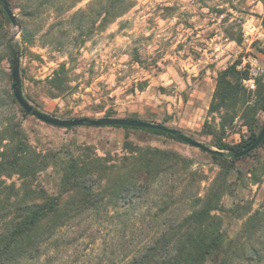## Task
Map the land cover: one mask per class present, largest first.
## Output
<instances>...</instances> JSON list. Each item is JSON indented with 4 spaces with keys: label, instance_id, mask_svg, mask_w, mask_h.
<instances>
[{
    "label": "rangeland",
    "instance_id": "rangeland-1",
    "mask_svg": "<svg viewBox=\"0 0 264 264\" xmlns=\"http://www.w3.org/2000/svg\"><path fill=\"white\" fill-rule=\"evenodd\" d=\"M127 1L124 13L110 23L105 22L103 12L93 18L104 0H79L67 11L59 5L36 17L26 12L33 0L7 1L17 25L5 23V42L19 53L20 81L29 102L59 118H96L113 111L118 117L159 122L215 150L218 143L234 145L246 139L249 129L239 116L222 127V113L209 112V104L218 72L236 60L243 65L256 60L254 77H261L264 83V40L260 36L264 0ZM86 8L87 20L93 25H77L79 17L69 18L75 10ZM20 24L28 31L24 37ZM10 58L0 44V88L11 91ZM63 62L69 88L50 97V80ZM246 90L253 102L256 88ZM8 111L6 106L0 107V123ZM254 117L258 133L264 112L257 109ZM21 126L36 151L57 153V161L50 162L36 179L51 194L57 189L59 167L69 156L86 152V147L98 156L121 154L125 134L136 146L172 150L188 159V169L166 181L182 194L173 197V203L162 198L166 205L156 199L150 209L140 206L129 216L137 223L156 217L179 218L189 210L185 197L203 193L214 178H221L219 162L207 152L144 130L60 128L31 115L22 118ZM263 162L264 146L234 161L225 179L220 207L214 214L228 237H234L247 217L264 205ZM107 219L111 218L103 212L79 216L73 229L64 232L63 240L70 245L67 250L61 247L60 262L110 264L108 255L113 252L112 264H119L123 241H138L140 233L124 239ZM93 220L100 224H90L88 230ZM142 233L151 232L145 228ZM129 249L133 251V245Z\"/></svg>",
    "mask_w": 264,
    "mask_h": 264
},
{
    "label": "trees",
    "instance_id": "trees-1",
    "mask_svg": "<svg viewBox=\"0 0 264 264\" xmlns=\"http://www.w3.org/2000/svg\"><path fill=\"white\" fill-rule=\"evenodd\" d=\"M33 1L34 5H28L26 12L36 17L59 5L62 11H67L79 0ZM104 1V5L93 13V18L103 12L106 23L121 16L129 6L127 0ZM87 13L89 8L77 9L69 18L79 17L77 25H93V21L87 20ZM5 23L11 22L0 3V44L11 57L17 50L5 42L8 37ZM262 27L264 29V20ZM21 29L24 37L28 31L23 25ZM240 63L236 60L218 72L209 112L222 113V127L239 116L248 127L249 135L234 145L218 143L216 147L221 153H208L219 162L221 178H214L203 193L185 197L189 210L177 219L156 217L138 223L130 220L131 212L140 206L150 209L156 199L161 202L165 198L173 203V197L182 194V190L177 193L178 188L166 185V181L185 172L190 161L172 150L136 146L127 134L121 154L98 156L86 147V152L69 156L59 167L56 192L48 193L36 179L50 162L57 161V153H42L30 145L21 126L22 118L27 114L10 89L0 88V107L6 106L9 110L0 123V264H62L58 256L60 249L65 247L67 250L70 245L63 240L64 232L73 229L79 216L99 212L110 216L107 220L120 229L122 238L140 233L138 241H123L119 264H205L207 261L261 264L264 260V205L247 217L234 237H228L222 231L221 220L214 214L220 207L225 179L233 170L234 161L242 158H233V153L254 140L259 133L254 131L255 111L264 112V83L261 77H254L256 99L252 102L251 93L243 84V80L251 76L247 68H237ZM65 73L63 62L50 80V97L68 90L70 79ZM21 87L23 91L22 83ZM103 116L115 115L113 111H106ZM115 127L139 129L176 139L172 134L155 129ZM263 146L264 138L256 148ZM262 166L264 170V162ZM6 179L12 180L7 184ZM163 202L166 205L167 201ZM93 223L100 224L93 220L88 230ZM145 228L151 233L143 234ZM132 245L133 251H130ZM113 257L111 252L108 255L110 264Z\"/></svg>",
    "mask_w": 264,
    "mask_h": 264
},
{
    "label": "water",
    "instance_id": "water-1",
    "mask_svg": "<svg viewBox=\"0 0 264 264\" xmlns=\"http://www.w3.org/2000/svg\"><path fill=\"white\" fill-rule=\"evenodd\" d=\"M2 8L8 16L12 25H17L15 21V16L9 7L7 0H0ZM19 53L15 51L11 54L10 58V75H11V92L21 107V109L27 114L35 117L37 120L60 128L68 127H79V126H88V127H103V126H127V127H139L145 129H155L160 130L175 136V138L183 143H186L190 146L196 147L200 150H203L207 153L217 152L221 153L219 150L211 149L205 144L197 141L196 139L182 133L176 128L166 126L159 122L147 121L138 118H128V117H118V116H100L96 118L91 117H76V118H59L52 114L46 113L36 107H34L24 96L19 73ZM264 138V123L254 138V140L244 149L240 151H235L233 153V158H239L245 156L250 151L254 150Z\"/></svg>",
    "mask_w": 264,
    "mask_h": 264
},
{
    "label": "built area",
    "instance_id": "built-area-1",
    "mask_svg": "<svg viewBox=\"0 0 264 264\" xmlns=\"http://www.w3.org/2000/svg\"><path fill=\"white\" fill-rule=\"evenodd\" d=\"M237 68L239 69H245L247 68L250 74V78L243 80V84L246 88L248 89H253L255 87L254 85V76L257 73L258 70V62L256 60L250 61L248 62V65H243V63L241 62Z\"/></svg>",
    "mask_w": 264,
    "mask_h": 264
},
{
    "label": "crops",
    "instance_id": "crops-1",
    "mask_svg": "<svg viewBox=\"0 0 264 264\" xmlns=\"http://www.w3.org/2000/svg\"><path fill=\"white\" fill-rule=\"evenodd\" d=\"M261 15H262V18L261 19H264V8L262 9V11H261V13H260ZM260 36L263 38V40H264V30H262L261 32H260Z\"/></svg>",
    "mask_w": 264,
    "mask_h": 264
}]
</instances>
